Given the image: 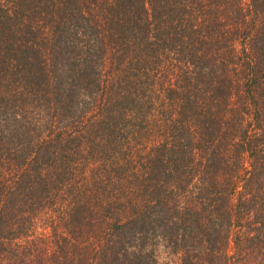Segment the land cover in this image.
<instances>
[{
  "label": "trees",
  "instance_id": "trees-1",
  "mask_svg": "<svg viewBox=\"0 0 264 264\" xmlns=\"http://www.w3.org/2000/svg\"><path fill=\"white\" fill-rule=\"evenodd\" d=\"M0 264H264V0H0Z\"/></svg>",
  "mask_w": 264,
  "mask_h": 264
}]
</instances>
